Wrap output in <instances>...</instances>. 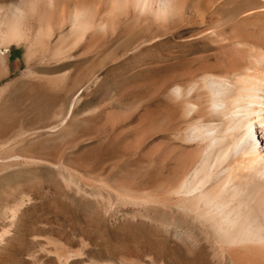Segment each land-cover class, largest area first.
<instances>
[{"label":"rangeland","instance_id":"374dc122","mask_svg":"<svg viewBox=\"0 0 264 264\" xmlns=\"http://www.w3.org/2000/svg\"><path fill=\"white\" fill-rule=\"evenodd\" d=\"M19 1L0 0V264H264L222 250L168 196L197 151L188 123L209 117L204 88L169 87L231 73L242 37L264 42V15L234 18L250 0H178L191 15L70 36L49 0Z\"/></svg>","mask_w":264,"mask_h":264},{"label":"bare ground","instance_id":"6f19581e","mask_svg":"<svg viewBox=\"0 0 264 264\" xmlns=\"http://www.w3.org/2000/svg\"><path fill=\"white\" fill-rule=\"evenodd\" d=\"M49 2V11L68 22L70 36L83 34L88 27L104 30L121 15L136 21L148 15L171 18L178 5L187 17L192 11L191 4L178 0H102L100 12L88 11L85 0H68L61 5L57 0ZM24 10L19 5L18 19L26 17ZM232 15L239 19L262 16L264 0H250ZM63 23L55 24L62 28ZM246 38L241 39L245 42L241 44L242 58L228 75L207 74L198 86L194 82L169 87L171 95L177 97L204 88L206 112L203 108L200 111L209 117L204 122L194 119L188 123L185 138L197 140V151L186 173L168 189V196L172 207L199 223L222 250L260 256L264 262V42L247 45ZM183 105L187 113L193 106L189 101ZM165 197L161 203L165 204Z\"/></svg>","mask_w":264,"mask_h":264}]
</instances>
